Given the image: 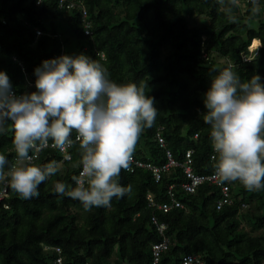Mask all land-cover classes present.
Segmentation results:
<instances>
[{
    "label": "trees",
    "instance_id": "1",
    "mask_svg": "<svg viewBox=\"0 0 264 264\" xmlns=\"http://www.w3.org/2000/svg\"><path fill=\"white\" fill-rule=\"evenodd\" d=\"M228 6L229 0H0V72L17 94L36 91L34 70L43 61L84 54L116 83H146L158 111L137 142L131 171L119 178L131 195L113 198L111 207L86 211L54 192L56 181L75 186L78 144L66 153L51 147L30 153L36 166L61 164L37 197L21 199L0 181V264H154L153 247L163 243L156 264L188 257L192 264H264V190L221 182L228 202L217 209L221 186L182 188L187 165L196 176L215 173L203 120L212 78L231 68L242 81L259 75L264 83V0H238L235 23ZM256 41L260 46L250 52ZM13 138L10 127L0 135L9 165ZM168 156L176 165L159 178L136 164L161 170Z\"/></svg>",
    "mask_w": 264,
    "mask_h": 264
},
{
    "label": "clouds",
    "instance_id": "2",
    "mask_svg": "<svg viewBox=\"0 0 264 264\" xmlns=\"http://www.w3.org/2000/svg\"><path fill=\"white\" fill-rule=\"evenodd\" d=\"M237 4L229 0V22L235 23L232 6ZM34 75L36 91L17 95L7 74L0 72V135L11 128L15 153L11 165L0 154V181L21 199L37 197L39 186L55 176L61 164L53 160L36 166L30 153L49 147L66 153L78 144L82 170L72 178L75 186L56 181L54 192L79 201L86 211L111 207L113 198L130 196L131 186L119 182L121 172L131 171L137 142L158 114L154 98L146 94L148 85L116 83L107 67L84 54L43 61ZM204 106L218 179L239 181L248 191L264 190L261 77L242 81L231 68L220 71L205 93ZM184 264H192V258Z\"/></svg>",
    "mask_w": 264,
    "mask_h": 264
},
{
    "label": "built area",
    "instance_id": "3",
    "mask_svg": "<svg viewBox=\"0 0 264 264\" xmlns=\"http://www.w3.org/2000/svg\"><path fill=\"white\" fill-rule=\"evenodd\" d=\"M61 1H63V0H61ZM36 34L39 35L40 32L37 31ZM19 66L21 67V64H19ZM15 93H16V92H15ZM16 94H17V93H16ZM17 95H19V94H17ZM159 141H160V143H162V140H161V139H160ZM62 153H65V152H62ZM168 155H169V154H168ZM186 157L188 158V155H187ZM168 160H169L168 163H167V164H166L161 170H159V169H153V168H151L149 165H144V164H141V163H136V164H137L138 166H140V167H146V168L150 169V170L153 172V175H154L156 178H159L160 171H164V172H165V171L169 170L170 167L176 165V163L172 161V159L170 158V156H168ZM189 162H190V161H187V164H188ZM81 170H82V169H81ZM184 172H185V175H186V178H187L188 181L182 185V188H183L186 192H189V193L194 192L196 186H198L199 184H202V183H204L205 181H207V182H209V183H212V184H215V185L221 186L223 196H222V198H220V199L218 200V203H217V205H216V208H217V209H220L224 204H226V203L228 202V188L225 187V186H223V185H221V181L218 179V177L216 176L215 173H214L213 175H211V176H207V177L196 176V175L193 174L191 168H190L188 165L185 167V171H184ZM222 186H223V187H222ZM4 192H5V191H3V192L0 194V201H1V199H2V196L4 195ZM178 206H179V204L176 203V204H175V207H178ZM169 209H170L169 206L164 205L162 210H163L164 212H166V211H168ZM158 228H159V231H163V230L165 229V228H164V225H160ZM45 249H47V248H45ZM164 249H165V243H163V244H159V245H156V246L153 247V260H154V264H156V263L159 261L160 253H161L162 250H164ZM55 251H56L57 253L60 252V250H59L58 248H56ZM192 261H193V259H192ZM184 262H185V260H184ZM184 262H183V264H184ZM56 264H62L61 259H57V260H56Z\"/></svg>",
    "mask_w": 264,
    "mask_h": 264
},
{
    "label": "bare ground",
    "instance_id": "4",
    "mask_svg": "<svg viewBox=\"0 0 264 264\" xmlns=\"http://www.w3.org/2000/svg\"><path fill=\"white\" fill-rule=\"evenodd\" d=\"M255 43H257V44H255ZM258 45H259V42H258V41L254 42V44L251 45L252 50L255 49V48H257ZM250 49H251V48H250Z\"/></svg>",
    "mask_w": 264,
    "mask_h": 264
},
{
    "label": "rangeland",
    "instance_id": "5",
    "mask_svg": "<svg viewBox=\"0 0 264 264\" xmlns=\"http://www.w3.org/2000/svg\"><path fill=\"white\" fill-rule=\"evenodd\" d=\"M255 44H257V43H255ZM259 45H260V43H259ZM259 45H258V47H259ZM251 50H252V48H251ZM254 50V49H253Z\"/></svg>",
    "mask_w": 264,
    "mask_h": 264
}]
</instances>
